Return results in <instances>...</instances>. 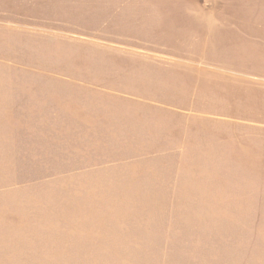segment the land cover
Listing matches in <instances>:
<instances>
[{
  "label": "rangeland",
  "instance_id": "374dc122",
  "mask_svg": "<svg viewBox=\"0 0 264 264\" xmlns=\"http://www.w3.org/2000/svg\"><path fill=\"white\" fill-rule=\"evenodd\" d=\"M0 264H264V0H0Z\"/></svg>",
  "mask_w": 264,
  "mask_h": 264
},
{
  "label": "crops",
  "instance_id": "0c3cea01",
  "mask_svg": "<svg viewBox=\"0 0 264 264\" xmlns=\"http://www.w3.org/2000/svg\"><path fill=\"white\" fill-rule=\"evenodd\" d=\"M242 64V62H240ZM259 70V68H257ZM254 80H257L259 78V80H261L262 76H260V74L258 76L254 75Z\"/></svg>",
  "mask_w": 264,
  "mask_h": 264
}]
</instances>
